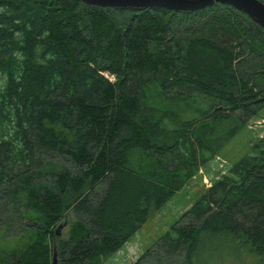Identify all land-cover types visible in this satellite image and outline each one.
Returning <instances> with one entry per match:
<instances>
[{
    "label": "trees",
    "instance_id": "trees-1",
    "mask_svg": "<svg viewBox=\"0 0 264 264\" xmlns=\"http://www.w3.org/2000/svg\"><path fill=\"white\" fill-rule=\"evenodd\" d=\"M263 109L264 29L228 4L0 0V209L35 235L0 264H102ZM209 178L159 251L264 260V135Z\"/></svg>",
    "mask_w": 264,
    "mask_h": 264
},
{
    "label": "rangeland",
    "instance_id": "rangeland-1",
    "mask_svg": "<svg viewBox=\"0 0 264 264\" xmlns=\"http://www.w3.org/2000/svg\"><path fill=\"white\" fill-rule=\"evenodd\" d=\"M263 135L264 109L259 112L257 117L248 121L247 125L229 140L221 150L219 157L211 159L187 186L176 192L161 208L150 213L140 228L115 254L105 259L102 264H134L143 259L142 264H186V261H183L179 254L167 256L161 250L159 251L156 243H160L172 224H181V214L210 185L209 176L216 178L226 171L232 164L247 154L250 151L251 144ZM47 177L45 175V178ZM97 190H100V188H97ZM9 211L10 208L7 210L0 209V257L2 254H9L25 247L35 238V235L29 231L33 220L28 219V217L15 216L12 211L9 214ZM6 214H9V219L5 218ZM72 220L75 221L76 216L71 211H67L59 219L57 224L64 222L59 230L60 235L65 234ZM204 244L202 243L201 246ZM207 250H212V253L205 252L203 254V251H201L203 255L198 253V258L193 257V264H252L250 261L243 262L237 258L236 251L230 244L218 245L214 238H210ZM147 252L149 253L147 254ZM189 262L192 264L191 259ZM189 262L188 264H190Z\"/></svg>",
    "mask_w": 264,
    "mask_h": 264
},
{
    "label": "water",
    "instance_id": "water-1",
    "mask_svg": "<svg viewBox=\"0 0 264 264\" xmlns=\"http://www.w3.org/2000/svg\"><path fill=\"white\" fill-rule=\"evenodd\" d=\"M86 4L100 7L115 8H148L160 7L173 11H195L212 6L215 3L228 4L237 10L246 13L256 24L264 29V2L261 0H81ZM64 223V222H63ZM63 223L55 228L56 236ZM51 264H57V250L53 246Z\"/></svg>",
    "mask_w": 264,
    "mask_h": 264
},
{
    "label": "flooded vegetation",
    "instance_id": "flooded-vegetation-1",
    "mask_svg": "<svg viewBox=\"0 0 264 264\" xmlns=\"http://www.w3.org/2000/svg\"><path fill=\"white\" fill-rule=\"evenodd\" d=\"M236 257L239 258L243 262L244 261H246V262H249L250 261V262H252V264H262L264 262L263 258L260 257L259 255H255V254L250 255L246 251H240V250L239 251H236ZM196 258H198V257H196ZM191 260H192V264H193V258H191ZM189 263L191 264V262H189ZM225 263H227V262H225ZM227 264H230V263H227Z\"/></svg>",
    "mask_w": 264,
    "mask_h": 264
},
{
    "label": "built area",
    "instance_id": "built-area-1",
    "mask_svg": "<svg viewBox=\"0 0 264 264\" xmlns=\"http://www.w3.org/2000/svg\"><path fill=\"white\" fill-rule=\"evenodd\" d=\"M105 76H107L110 80H114V76L111 74L108 75L107 73H105Z\"/></svg>",
    "mask_w": 264,
    "mask_h": 264
}]
</instances>
